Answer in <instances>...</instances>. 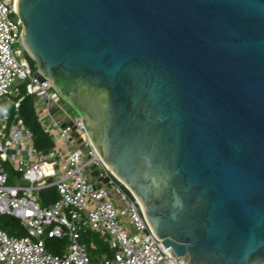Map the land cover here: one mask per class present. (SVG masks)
<instances>
[{
	"label": "water",
	"instance_id": "1",
	"mask_svg": "<svg viewBox=\"0 0 264 264\" xmlns=\"http://www.w3.org/2000/svg\"><path fill=\"white\" fill-rule=\"evenodd\" d=\"M37 75L158 240L264 264V0H17Z\"/></svg>",
	"mask_w": 264,
	"mask_h": 264
},
{
	"label": "built area",
	"instance_id": "2",
	"mask_svg": "<svg viewBox=\"0 0 264 264\" xmlns=\"http://www.w3.org/2000/svg\"><path fill=\"white\" fill-rule=\"evenodd\" d=\"M16 1L0 0V217L16 220L25 236L0 228V264H188L157 239L99 157L82 117L31 66ZM27 98L53 143L47 152L21 117ZM51 190L58 198L42 205L36 193ZM47 239L63 241V255H53Z\"/></svg>",
	"mask_w": 264,
	"mask_h": 264
},
{
	"label": "trees",
	"instance_id": "3",
	"mask_svg": "<svg viewBox=\"0 0 264 264\" xmlns=\"http://www.w3.org/2000/svg\"><path fill=\"white\" fill-rule=\"evenodd\" d=\"M33 68H35V64H31ZM21 117L24 119V122L26 126L31 130V132L34 135V145L37 149L42 150L44 152L49 151L53 143L50 140V137L41 131L39 124H38V118L35 115L33 108H32V101L31 99L27 98L23 100L22 108H21ZM129 193V191H127ZM131 195V194H130ZM57 192L55 190H51L48 192H44L41 195V204L42 205H48L52 201L56 200ZM3 217V216H1ZM0 228L4 230L6 233H8L10 236L13 237H22L25 236V231L23 227L13 218L6 216V220L0 221ZM63 241L60 240H54V239H47L46 240V246L48 250L53 255H63ZM98 251H107L105 247H99Z\"/></svg>",
	"mask_w": 264,
	"mask_h": 264
},
{
	"label": "rangeland",
	"instance_id": "4",
	"mask_svg": "<svg viewBox=\"0 0 264 264\" xmlns=\"http://www.w3.org/2000/svg\"><path fill=\"white\" fill-rule=\"evenodd\" d=\"M12 19H13V20H17V17H16V16H13ZM29 59H30V58H29ZM30 62H31V64H35V62H34L33 60H31V59H30ZM35 66H36V65H35ZM72 113H73V115L76 114V112H73V111H72ZM7 172L9 173V176L12 177V173H11L8 169H7ZM21 183H22V184H26V183L23 182V181H21ZM42 194H43V193H42ZM42 194H41V193H36V195H37L38 197H40ZM122 209H123V207L121 208V210H122ZM1 220H2V221L6 220V216L0 217V221H1ZM0 223H1V222H0ZM122 223H123L124 226L128 227V224H127L128 222H127V220H126L125 217L123 218V222H122Z\"/></svg>",
	"mask_w": 264,
	"mask_h": 264
}]
</instances>
